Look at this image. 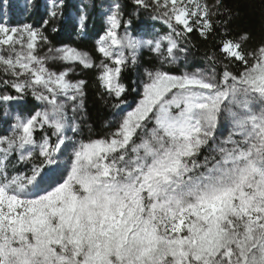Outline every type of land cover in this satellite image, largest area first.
Instances as JSON below:
<instances>
[{
    "label": "snow or ice",
    "instance_id": "obj_1",
    "mask_svg": "<svg viewBox=\"0 0 264 264\" xmlns=\"http://www.w3.org/2000/svg\"><path fill=\"white\" fill-rule=\"evenodd\" d=\"M130 3L91 50L50 39L64 0L39 26L0 15V264H264V0L251 47L225 0ZM194 33L219 38L190 70ZM77 68L112 110L101 133Z\"/></svg>",
    "mask_w": 264,
    "mask_h": 264
},
{
    "label": "trees",
    "instance_id": "obj_2",
    "mask_svg": "<svg viewBox=\"0 0 264 264\" xmlns=\"http://www.w3.org/2000/svg\"><path fill=\"white\" fill-rule=\"evenodd\" d=\"M4 0L0 1L2 5ZM125 4V12L131 11L132 5L130 0H122ZM35 6L30 10V16L27 20H31L34 26H39L42 19L45 18L43 13L40 12L38 8V3L35 2ZM65 3L64 16L61 17L57 23L56 27L59 31L53 33L51 28L48 29V35L54 44L69 43L76 47L84 50H91L94 46L95 39L98 35L102 34L105 19L104 13L101 9L98 0H84L83 11L87 14V26L84 33L78 32V27L71 21L70 10L74 7L68 6ZM225 4L233 10V19L229 24V29L232 36L237 35L241 31H249L252 33V39L248 42L249 47L254 46L261 39L260 32V16H261V5L260 0H225ZM67 7L71 8L68 9ZM136 17H132L133 28H141L147 26L146 22L143 25H138ZM157 25V24H156ZM161 27V25H158ZM219 38V34L216 37H209L207 41L203 40L198 36V34L192 35V42L195 47L191 48L188 53L189 68H194L198 66V62L204 61V54L207 49L215 46V40ZM141 63L144 66H150L155 61L150 56L148 52H144L141 56ZM179 68L180 65H179ZM77 75L74 78H83L88 80V87L86 89L87 96L85 101V107L87 110L86 114V124L89 125L93 132L101 133L104 131L103 125L105 121H108L112 116V110L105 103L104 99H101L97 92L99 91L93 84V70H84L81 72L79 68L76 69ZM137 79L136 72L134 70H127L124 73L123 82L129 86L130 95L128 96L131 102L135 93H131V87L133 86V81ZM31 104H36L34 100L29 97ZM4 119L3 109H0V121ZM85 134H87V128L85 129Z\"/></svg>",
    "mask_w": 264,
    "mask_h": 264
},
{
    "label": "rangeland",
    "instance_id": "obj_3",
    "mask_svg": "<svg viewBox=\"0 0 264 264\" xmlns=\"http://www.w3.org/2000/svg\"><path fill=\"white\" fill-rule=\"evenodd\" d=\"M98 1L104 13V19H105V13L107 12L108 6L113 2V0H98ZM35 2L39 4L38 8L40 9V12L43 13V16L46 18V8L47 5L50 3V0H31V7L28 6V0H4V3L2 5L0 4V15L3 16L4 22L11 23L13 25L22 24V23L32 24L31 20H27V17L30 16V10H32L35 6H37ZM65 3H68L67 4L68 6L74 7L73 10H70L69 14L71 21L75 24L76 27H78L79 13L81 10H83L84 0H64V4ZM67 8L71 9L69 7ZM136 20L138 21L137 22L138 25H143L146 22L147 26L141 27V29L143 30L151 31V30H159L160 28L158 26L160 24L158 22H154L150 20L146 14L142 13L139 16V18H136ZM204 64H205L204 61H200L198 62L197 67H204ZM180 67L183 68L184 65L181 64ZM189 69L191 70V68ZM0 131H2V128H0Z\"/></svg>",
    "mask_w": 264,
    "mask_h": 264
}]
</instances>
